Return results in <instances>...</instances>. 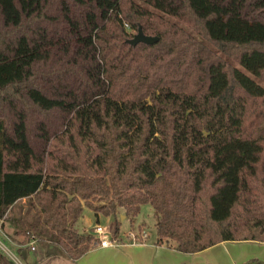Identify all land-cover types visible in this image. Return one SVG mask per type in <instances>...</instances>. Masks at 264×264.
I'll list each match as a JSON object with an SVG mask.
<instances>
[{
  "label": "trees",
  "instance_id": "obj_1",
  "mask_svg": "<svg viewBox=\"0 0 264 264\" xmlns=\"http://www.w3.org/2000/svg\"><path fill=\"white\" fill-rule=\"evenodd\" d=\"M233 63L264 84V0H0V228L76 260L83 206L148 204L156 245L264 242V88Z\"/></svg>",
  "mask_w": 264,
  "mask_h": 264
},
{
  "label": "crops",
  "instance_id": "obj_2",
  "mask_svg": "<svg viewBox=\"0 0 264 264\" xmlns=\"http://www.w3.org/2000/svg\"><path fill=\"white\" fill-rule=\"evenodd\" d=\"M121 213L122 211L118 210L120 218H127ZM5 236L8 241L9 236L7 234ZM127 236L126 239L118 236L109 246H95L76 260L65 258L54 245L43 242L45 245L34 254V257L37 260L41 258L45 260L52 255L60 264H241L251 258L256 259L252 255L234 254L232 242L239 241H223L195 253H181L165 244L156 245L155 240L149 241L146 232L143 238L130 233ZM10 243L14 250H19L26 244L13 239ZM35 250L36 248L32 249L33 252Z\"/></svg>",
  "mask_w": 264,
  "mask_h": 264
},
{
  "label": "rangeland",
  "instance_id": "obj_3",
  "mask_svg": "<svg viewBox=\"0 0 264 264\" xmlns=\"http://www.w3.org/2000/svg\"><path fill=\"white\" fill-rule=\"evenodd\" d=\"M233 65L239 69L242 73L249 76L246 71H244L238 64L233 63ZM255 83L264 88V84L262 82H258L255 78L253 79ZM21 206V212L24 211L26 205L24 201H20L18 203ZM122 214V213H121ZM25 220H29V215L24 216ZM157 214L151 209L148 204H143L139 207L138 213L132 217L131 219L120 218L119 214H115L114 216L108 215L104 216L100 213H94L92 210L82 207L81 216L77 219L74 224L75 229L79 233L83 234H91L94 237L111 240L113 236V232L115 229V222H117V235L115 238L120 236L122 239H126L129 233L137 235L138 231L143 230L148 234V240H155V229L154 223L156 222ZM100 227L101 231L96 232L95 227ZM5 234L9 236V240L7 241ZM138 236V235H137ZM30 237V236H28ZM16 240V242H23L25 246H23L19 250H14L10 241ZM26 240H28L26 242ZM30 239H26L22 234H13L11 227L4 223V226L0 228V253L8 259L9 261H13V264H60L58 261L53 258L52 255L49 256L48 259H40L37 260L34 257V254L37 253L42 246L45 245L43 241H33L30 242ZM233 248L235 249V253L242 255H252L259 261L261 264H264V243L258 242H232ZM32 245L36 250L33 252L29 249V246ZM53 248V247H52ZM56 250V249H54ZM56 252V251H55ZM64 258V257H63Z\"/></svg>",
  "mask_w": 264,
  "mask_h": 264
},
{
  "label": "water",
  "instance_id": "obj_4",
  "mask_svg": "<svg viewBox=\"0 0 264 264\" xmlns=\"http://www.w3.org/2000/svg\"><path fill=\"white\" fill-rule=\"evenodd\" d=\"M155 40H156L155 37L145 36L141 33L140 29L137 28L136 33L129 40H127V42L132 45H134L137 42L149 44L154 42Z\"/></svg>",
  "mask_w": 264,
  "mask_h": 264
},
{
  "label": "built area",
  "instance_id": "obj_5",
  "mask_svg": "<svg viewBox=\"0 0 264 264\" xmlns=\"http://www.w3.org/2000/svg\"><path fill=\"white\" fill-rule=\"evenodd\" d=\"M95 231L96 232H100L101 231L100 227L96 226L95 227ZM130 234H132V233H130ZM132 235H134V234H132ZM137 235H138L139 238H143L145 236V232L143 230H140L137 233ZM33 241L34 240L30 239V241L28 243L33 242ZM113 243H114L113 239H111L110 241L109 240H106V239H98V245L97 246L105 247V246H109V245H111ZM29 249L32 250L33 249V246L30 245L29 246Z\"/></svg>",
  "mask_w": 264,
  "mask_h": 264
}]
</instances>
